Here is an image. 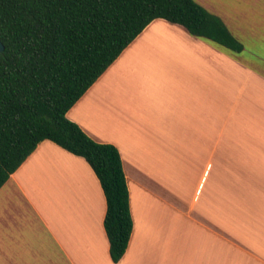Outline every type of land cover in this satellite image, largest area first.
Instances as JSON below:
<instances>
[{"label":"crops","instance_id":"0c3cea01","mask_svg":"<svg viewBox=\"0 0 264 264\" xmlns=\"http://www.w3.org/2000/svg\"><path fill=\"white\" fill-rule=\"evenodd\" d=\"M195 1L241 53L156 19L67 113L121 155L123 258L110 256L95 172L45 140L0 190V264H264V0ZM175 164L191 192L166 175Z\"/></svg>","mask_w":264,"mask_h":264},{"label":"trees","instance_id":"16d2710c","mask_svg":"<svg viewBox=\"0 0 264 264\" xmlns=\"http://www.w3.org/2000/svg\"><path fill=\"white\" fill-rule=\"evenodd\" d=\"M156 19L234 53L244 49L195 0H0V190L45 140L85 159L106 198L104 227L115 263L133 231L121 155L67 113Z\"/></svg>","mask_w":264,"mask_h":264},{"label":"rangeland","instance_id":"374dc122","mask_svg":"<svg viewBox=\"0 0 264 264\" xmlns=\"http://www.w3.org/2000/svg\"><path fill=\"white\" fill-rule=\"evenodd\" d=\"M250 42V41H249ZM158 169L162 167V165H156ZM166 168V175H186L183 176L184 179H182V183H178V186L184 190L185 192H191L194 189L195 186V178L189 177L188 175V165H184V168L181 169V166L179 164L175 165H165ZM173 176V177H174ZM180 177L178 181L181 179Z\"/></svg>","mask_w":264,"mask_h":264},{"label":"water","instance_id":"95a60500","mask_svg":"<svg viewBox=\"0 0 264 264\" xmlns=\"http://www.w3.org/2000/svg\"><path fill=\"white\" fill-rule=\"evenodd\" d=\"M4 51V45L0 42V53Z\"/></svg>","mask_w":264,"mask_h":264}]
</instances>
